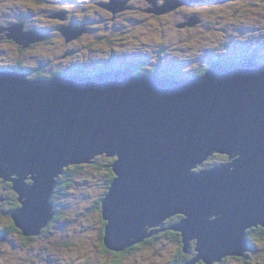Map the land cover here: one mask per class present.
Segmentation results:
<instances>
[{
	"label": "water",
	"instance_id": "obj_1",
	"mask_svg": "<svg viewBox=\"0 0 264 264\" xmlns=\"http://www.w3.org/2000/svg\"><path fill=\"white\" fill-rule=\"evenodd\" d=\"M118 1L108 9L122 11ZM168 1L150 12L193 0ZM5 30L19 45L38 39L22 24ZM213 153L238 157L193 171ZM97 156L114 158L101 208L108 251L142 243L176 215L182 219L171 230L184 250L197 241L187 264L242 256L245 230L264 227V66L215 64L200 79L181 81L124 70L31 81L0 70V179L18 195L11 219L21 234L47 225L64 170Z\"/></svg>",
	"mask_w": 264,
	"mask_h": 264
},
{
	"label": "rangeland",
	"instance_id": "obj_2",
	"mask_svg": "<svg viewBox=\"0 0 264 264\" xmlns=\"http://www.w3.org/2000/svg\"><path fill=\"white\" fill-rule=\"evenodd\" d=\"M100 1L101 0H46L42 3L43 5H39L38 2L36 3L34 0H0V35L3 34L4 37H9L10 33L5 30L7 27H10L7 26V24L11 21L16 22L15 24H17L19 23L18 20H20V18H22V23L23 20H25L27 23H34L36 26L44 25L45 28H48L47 26L52 24L65 26L63 27V30L58 32L59 35L57 36V40L59 43H55L58 47L57 51L54 49V46L44 44L41 48H36V50L28 49L23 51L21 59H19L24 65L32 67L40 66L39 63L41 62L48 64V68L43 71L44 73H49L50 68L55 69V66L59 62H63L64 65L73 62V60L69 59L70 57L65 55L63 56V54L69 50V46L63 45L61 40L69 41L67 39H70V41H72L81 35L83 36H81V44L94 48L106 47L105 37H109L111 40L110 44L112 45V51L107 48V53L104 56L97 55L98 57H96L94 55L91 56L85 48L82 55L80 50L83 48H81L80 45L78 46V43L71 45L70 49H76L77 52H79L78 56L80 59L86 60L88 59L86 57H91L97 62L102 61V63H106L110 60L106 64L111 67V65L124 64V62H126L124 60V56L129 53V56H133L134 60H142L143 57L150 66L158 64L159 62L156 61V59L159 58H156V56L160 57L164 62L161 70L164 73L162 77H167L166 74L171 73L179 74L180 71L184 70L186 64H182V68L180 70H175V63H178V61L174 60V57L182 59L181 54L176 52V48L180 45L175 44L174 42L170 45L169 42V44L166 43L165 48H163V46H159L157 49V44H153V42L155 39L159 40L160 38L155 36L150 30L146 31L140 27L132 26V23L128 26H124L123 28L116 29H108L106 27L109 25H105L101 28L99 27L96 32L92 31V33L88 34H79V32L77 33L74 29H64L69 28L68 26L71 25V22H74L75 20L77 21L78 18H80V20L87 19L90 22H93V19H99L95 4L103 3ZM121 1V3L118 1V4H122L119 7L123 8L126 5V1ZM166 1L167 0H158L160 5H165L167 3ZM186 2L188 1L186 0ZM170 3H176V0H172ZM60 4H63L64 7L66 4L69 7V15L73 16L75 20H73L65 12L63 13L61 11H57L54 16L48 15L50 11L45 10V5L52 8L54 6L57 7ZM188 5H190V9L186 8ZM149 6L150 5L146 0H135L134 9L121 16V21L125 23L132 22V20L134 21L138 18L143 19L146 22H151L155 28L159 30L162 29L163 32H167L168 37L173 36L170 35V30H172V34L176 36L181 35L184 37L191 34L193 38L188 42V46H190L193 51L196 50V47L205 45V43H208L209 46H216L219 43L224 44L226 41L230 40L231 35H236V38L238 37L235 42L242 43L237 46V50L239 52L254 46H258L264 51V0H219V3L218 0H214V2L213 0H193L188 2V4L184 3L175 7L171 11L158 14L161 16L157 19H153L151 15L143 17L145 14L140 13L143 8ZM125 8L127 7L125 6ZM103 9L105 10V13L100 12V14L104 16V18L101 19V23H96L92 26L98 27L101 24L103 25V23H108L107 20L110 16L109 14H116L115 12L113 13L109 10L107 6H104ZM177 11H179L180 14H177ZM210 12L212 14V18L215 20L201 23L203 17H207ZM51 16H53V20L50 19ZM216 16H218V18H216ZM220 17H223V20H216ZM84 22L89 23V25L91 24L86 20ZM84 22L81 23L80 21L79 24H83ZM237 29H239L238 35L237 33H234ZM147 32L148 34H146ZM35 35L38 39H35L32 43L43 40V37L39 36L38 33ZM39 38H42V40ZM96 39H104V42L102 44L98 43ZM8 40L10 39L6 38L0 41V61L2 63L9 61V57L18 54L15 52V46L18 47L19 44H17L16 41L12 40V42H9ZM184 45L185 44H182L181 46ZM193 51H189V53H193ZM40 52L41 54L38 55ZM54 53L55 59H58L59 57H61V59L51 63L50 59ZM259 63L264 64V56H261V62ZM99 65L100 64H98V66ZM144 67L147 69L150 68L147 66ZM181 80L189 79H180L179 81ZM222 156L223 155H218L217 158H223L225 160ZM213 158L208 159L202 165H198L195 169H193V171L195 172L213 167L216 163H218L216 161V157L214 159ZM113 160L114 158L97 156L96 159H92V164H84L86 166L81 173L74 174L70 177L71 185L65 190L63 196H58L57 204L62 205V208L61 210L59 208V210L53 211V216L49 222L53 221V217L58 211L61 213L66 212L71 215V206L74 209H77L79 206V209H81L82 205H85L84 210L78 211V213L82 214L77 222L79 225L78 229L81 230L78 243H76L75 247L68 250L60 247V238H62V236H58L55 232V228L64 224L63 221L49 227L52 232L51 236H40L41 231L46 227V225L40 230V233L35 236H24L23 234L20 235L18 233L11 235V233H7L10 232L6 228L7 225L11 224V221L17 229L11 219V214L16 211V209H11L8 213L9 217L5 214L3 215V213L7 212L10 207H12V205H10V202H6L8 199L7 196H5L6 192L4 191V183H7L8 181L0 179L2 181H0V208L6 207L3 213L0 214V264H170L177 252L176 243L171 241H166L169 246H166L164 249L160 248L158 243H155L152 246L146 245L145 249L140 251L123 254L122 258H119V260H116L113 255L115 254L114 252L107 250L109 253H100L98 239L102 222L99 220L97 215H95V217H91L90 219L89 217L93 215L91 209L93 208V202L96 196H99L100 192L103 191L102 186L104 184V180L102 179V176H104V173L107 172V164L113 163ZM96 163H98L99 166H97ZM222 163L225 162L223 161ZM28 178H30V176H28ZM29 185H32V182L29 183ZM82 196L85 198L83 199V204H81ZM93 196L94 200L91 201ZM210 219L213 218L211 217ZM24 237L27 242H24L23 244L24 240L21 238ZM254 238L256 240L260 239L258 236H255ZM258 241H255L256 245L259 244ZM196 243V240L190 241L188 244V250L194 252ZM245 244L247 252L249 244ZM244 254L245 253H243L242 256H244ZM246 254L250 255L249 252ZM238 258L236 256H227V262L224 264H264V259L262 260L261 256L254 254L249 257L244 256V258H240L241 260Z\"/></svg>",
	"mask_w": 264,
	"mask_h": 264
},
{
	"label": "flooded vegetation",
	"instance_id": "obj_3",
	"mask_svg": "<svg viewBox=\"0 0 264 264\" xmlns=\"http://www.w3.org/2000/svg\"><path fill=\"white\" fill-rule=\"evenodd\" d=\"M134 1L135 0H126L125 6L127 8H124V10H122L119 13H116L114 15L109 14L110 16L108 17V20H107L108 23L110 25H117L119 22H121V20H122L121 16H123L125 13L130 12L134 9ZM146 1L150 6L143 8L142 11L140 12V13L145 14V15H143V17H147L148 15H151V17L153 19H157L159 16H161V15H158L154 12H150V9L153 8L154 6H156V7L160 6V3L158 2V0H153L152 2L150 0H146ZM100 2H103V3H97L96 6H97V11H98L97 12L98 18L102 19V18H104V16L102 14H100V12L105 13V10L103 9V7L108 6V4L110 3V0H103V1L101 0ZM103 4H105V5H103ZM186 8L190 9V5H188ZM182 10H184V9H182ZM179 11H177L176 13L180 14ZM50 19L53 20L54 19L53 16H51ZM138 19H140V18H138ZM218 20H223V18H220ZM143 21L145 22L146 26L149 25V22H146L145 20H143ZM161 22H163V21H161ZM202 22L206 23V22H210V20L203 18V20H201V23ZM15 23L16 22L11 21L7 24V26H11ZM108 23H105V24H108ZM23 24H24L23 25L24 26V28H23L24 32L36 31L39 36L43 37V40L36 42V43L29 44L28 47H23L21 45H19L18 47L15 46V52L18 54L15 56L9 57L8 58L9 61L3 62L2 66H0V70L4 69L6 71L13 72V73L24 74L31 81L32 80H44V81L45 80H52V79H54L56 77H60V76H66V77L78 76V75H73V72H75L76 70H79V72H81L78 77H94V76H97L98 74H107V73H110L113 71H122L125 69L130 70L133 75L145 76L149 73L155 74V71L153 72V70H160L164 64L162 59L160 57L156 56V58H159V59H156V61H158L159 63L153 64L150 66L149 64H147V61L143 57H142V60L141 59L134 60V57L129 56V53L125 54V56H124V58H125L124 60L126 61V62H124V64L111 65V67H109L108 64H106L110 60H108L106 63H102V61L97 62L95 59H93L91 57H86V58H88L86 60L80 59L78 56L79 52H76V49L75 50L70 49V46L82 41L81 38L83 36L81 35L82 37L74 39L72 41L61 40L63 45L69 46V50L66 51L63 54V56L65 55V56L70 57L69 59L73 60L72 63L64 65L63 62H59L55 66V69H51V68L49 69V72L53 73L52 77H50V78L38 77L37 75H33V74L34 73L40 74L41 72H43L44 70H46L48 68L47 67L48 64H44L41 62V63H39L40 66H35V67L24 65L19 60V59H21L23 51H26L28 49H30V50L35 49L36 50V48H41L44 44L54 46V49L57 51L58 47L55 43H59L57 40V36L59 35L58 32H60V30H62L63 27H65V26L59 25V24H52V25H48L47 26L48 28H45L44 25L43 26H40V25L36 26L35 24H33L31 26L26 25L27 22H25V21H23ZM99 26H101V25H99ZM68 27L71 28V27H75V26L69 25ZM177 27H178V25H177ZM155 29L158 33V35H156V36L160 38L157 41H162V44H163L164 43L163 40L165 41V38L164 39L162 38L161 31L159 29H157V28H155ZM238 30L239 29L234 31V33H237V35H238ZM82 33L88 34L89 32H86L85 29H83ZM164 33L167 37V33L166 32H164ZM189 35H191V34H188L187 36L183 37L181 35L176 36L173 34L172 37H167L168 39L173 38L174 41H171L170 39L169 40L171 42H174L175 44L180 45L178 48H176V51L181 54L182 59L180 60V62L178 61V65L180 67H178L177 70H180L182 68L181 67L182 64H186V67L184 68V70L180 71V73H179L181 75V79H189V80L200 79L205 74V72H207L210 69V67L214 64H218V65H221L223 67H229L231 65H237V64L243 63L245 61H252V62L259 63V62H261V56H264V51L261 50L258 46L249 47V48H246L244 51L239 52L237 50L238 49L237 46H239L242 43L241 42H235L236 39L238 38V37L236 38V35H231L230 40L226 41V43H224V44L219 43L216 46H209L208 43H205L206 46L200 45V46L196 47L195 51H193V49H189L188 46H186V43H184L185 44L184 46H181L183 44V39H186L187 37L190 38ZM6 38L8 39L7 36L4 37L3 34L0 35V41L4 40ZM192 38H193V36H191V39ZM8 41L12 42V40H8ZM187 44H188V42H187ZM163 46L166 47L165 44ZM88 48L92 49V47H90V46H88ZM158 48H159V46L157 47V49ZM91 49H89V50H91ZM188 49H189V51H193V53H195V52H200V53H197L198 55H195V57L193 56V54H192V56L189 55L190 58H187L185 60V58H186L185 56L187 54H189ZM40 54H41V52L38 55H40ZM92 55L93 54H91V56ZM189 56H187V57H189ZM54 57H55V53L53 56H51V59H50L51 63L61 59V57H59L58 59H55ZM98 64H100V65L98 66ZM112 64H114V63H112ZM144 66H147L150 68L147 69ZM171 74H173V73H171ZM200 74H202V75H200ZM218 155L220 156L221 154H215L211 157L215 158ZM222 157H224L226 160H224L223 158L222 159L220 158L221 160L220 159L218 160L220 162V164H222L223 161L225 163L229 161V159H228V157H226V155H223ZM214 166H216V165H214Z\"/></svg>",
	"mask_w": 264,
	"mask_h": 264
},
{
	"label": "trees",
	"instance_id": "obj_4",
	"mask_svg": "<svg viewBox=\"0 0 264 264\" xmlns=\"http://www.w3.org/2000/svg\"><path fill=\"white\" fill-rule=\"evenodd\" d=\"M36 3L38 2V4L40 5H43L42 3H44L46 0H34ZM49 1V0H48ZM52 1V0H50ZM54 1V0H53ZM83 1V0H82ZM179 2L181 1H185V0H178ZM214 1V0H213ZM96 5V4H95ZM46 8L45 10L47 11H50V13L48 15H55V13H57V11H61V12H65L66 14H68V16H70L73 20L74 17L69 15L70 12L68 11L69 10V7L65 4V7L63 4H60L59 6L57 7H52L50 8L48 5H45ZM97 8V6H96ZM48 13V12H47ZM244 14V13H243ZM242 15V14H241ZM204 19H207V20H215L212 18V14L211 12L209 13V15L207 17H203ZM216 18H218V16H216ZM220 18H223V17H220ZM219 18V19H220ZM87 22H90L89 20L85 19ZM85 20H80V18L77 19V21L75 20L74 22H71V26H75V27H71L72 29H75V28H78V29H85L86 32H89V33H92V31H97V29L102 26H105V25H109L107 26L106 28L108 29H113V28H123L124 26H128L129 24L132 23V26L134 27H140L141 29H145L146 31L147 30H150L152 31V33L156 36L158 35L156 29L154 28L153 24L151 22H149V25L146 26L145 25V22L142 20V19H136V20H132V22H125L123 23L122 21L119 22L117 25H110L109 23L108 24H105L103 23V25L101 24V26H98V27H95V26H92L93 24H96V23H100L101 19H93V22H90L91 24V27L89 25V23H85L84 21ZM218 20V19H216ZM25 21V20H23ZM81 21L84 22L83 24H79V22ZM99 21V22H98ZM18 24H22V18H20V20H18ZM26 22V21H25ZM34 23H27L26 25H33ZM148 24V23H147ZM28 26V27H29ZM147 27V28H146ZM105 28V27H104ZM161 31V35H162V38L164 39L165 38V41L163 40V44H162V41H157L155 40L153 43L154 44H157V47L158 46H163L165 44L166 46V43L168 42L167 41V37L165 35V33L163 32V30H160ZM170 35H173L172 34V30H170ZM167 33V32H166ZM148 34V32L146 33ZM168 34V33H167ZM189 37H187L186 39H183V44L186 43V46H188L187 42H189L191 40V35H189ZM81 37V36H80ZM78 37V38H80ZM106 40V44L105 46L106 47H92L91 48H88L87 45H82L81 42H78V46L80 45L81 49L80 52L82 53L83 55V52L86 48V50L88 51V53L90 54H93L94 56L98 57L97 55H101V56H104L106 53H107V48H109L110 51H112V45L110 44L111 40L109 39V37H105ZM146 38V37H145ZM171 41H174L173 38H169ZM98 43H103L104 42V39H96ZM80 43V44H79ZM163 48H165L163 46ZM189 49H192L190 46H188ZM91 49V50H89ZM188 49V51H189ZM77 52V50H76ZM177 52V51H176ZM197 53H200V52H195V53H189L187 54L185 57V60L187 58H190L189 55L192 56H195V55H198ZM96 54V55H95ZM189 56V57H187ZM174 60H177L180 62V58L179 57H174ZM176 67H175V70L178 69V67H180L178 65V63H175ZM178 65V66H177ZM0 66H2V62L0 61ZM74 69V68H73ZM72 69V70H73ZM162 70V67L160 70H153V72L155 71V75L158 77V78H163L162 75H164V73L161 71ZM81 72H79V70H76L75 72H73V75H80ZM52 74L51 72L49 73H44V72H41L40 74H36L34 73L33 75H37L38 77H43V78H50L52 77ZM150 74V73H149ZM202 75V74H200ZM139 76V75H138ZM166 76L172 80H177L179 81L181 79V75L180 74H166ZM212 158V157H211ZM96 159V158H95ZM219 159L216 157V161L218 163H216V165H219L220 162L218 161ZM226 160V159H225ZM114 162V160H113ZM90 164V163H89ZM97 166H99L98 163H96ZM108 165V169H107V172L104 173V176H102L103 180H104V184H103V191L100 192V195L96 196L95 200H94V196L92 197L91 201L94 200L93 202V208L91 209L93 215L89 217V219L91 217H95V215H97L99 217V220H101L102 222V227H101V231L99 233V247H100V253H109L107 251V249L105 248L104 244H103V236H104V227H105V222L102 221V218H101V208H102V201L103 199L105 198L106 194H107V191L110 187V184L112 182V180L114 179V174L111 170V164H107ZM86 165H73V166H69L68 168H66L64 170V173L63 175H61L57 181H58V184L55 188V192L54 194L52 195L51 197V200H50V203L53 205V211H57L61 210L62 208V205H58L57 204V198L58 196L61 197L63 196V193L65 192V190L71 185V176L74 175V174H78V173H81L83 171V169L85 168ZM1 181V180H0ZM2 182V181H1ZM27 182V181H26ZM29 183V182H28ZM4 191L6 192V195L7 196V201L6 202H10V205H12V207H10V209L3 213L4 209L6 207H2L0 208V214L3 213V215H7V217H9L8 213L11 211V209H18L20 207V204H19V201H18V195L16 192H14V190L12 189L13 188V183L11 182H5L4 183ZM82 200H81V204H83V199L84 196L81 197ZM7 204V203H6ZM1 207V206H0ZM83 207V208H82ZM81 207V209H79L80 207L78 206L77 209H74L72 206L70 207V210H71V215L70 214H67L66 212L64 213H61L60 211H58L57 213H55L54 217H53V221L52 222H49L47 223L46 227L41 231L40 233V236H45V235H49L51 236L52 235V232L50 231V226L53 225V224H59L60 222H64V224L58 226L57 228H55V232L57 233V235L59 236H62V238H60L61 240V245L60 247H63L65 250H68V249H71L72 247H75L76 246V243H78V239H79V236H80V232L81 230L78 229L79 225L77 224L78 222V219L81 217L82 214L78 213V211H81V210H84L85 208V205L83 204ZM173 217L172 219L170 220H167L165 221L159 229H164L163 232H160L158 233L157 235H154L146 240H144L142 243L140 244H137L135 246H132L131 248L123 251V252H120V253H115L113 254L116 258V260H119V258H122V255L123 254H128V253H131V252H136V251H140L142 249H145V246L146 245H150L152 246L153 244L155 243H158L160 248L164 249L166 248V246H169V244L166 243V241H171V242H174L176 243V256L174 257V259L170 262V264H187L189 261H192V260H195L196 258V254L197 253H194L193 251L191 250H187L185 251L184 250V245H183V242H182V237H181V234L178 233V232H175L174 230H171V227L173 225H175L177 222L181 221L182 219V216H179V217ZM7 230H9L10 232H7V233H11L12 234H20L21 235V232H19L13 225L12 221H11V224L7 225ZM255 236H258L260 239H255L254 237ZM245 243H248L249 247L247 248V252H249L250 255H257V256H261L262 260L264 259V227L261 226V225H257L256 227L253 226L251 228H248L245 232ZM23 239V244L24 242H27V240H25L26 238H21ZM163 240V241H161ZM259 240V241H258ZM255 241H258V245H256V242ZM256 245V247H255ZM189 249V248H188ZM30 252H33V251H30ZM247 252H245L244 256H250L248 254H246ZM244 256L242 257H237L239 260H241L240 258H244ZM264 261V260H263ZM40 262V261H39ZM226 261V258L222 259L219 262H215V263H219V264H224ZM213 263V264H215ZM195 264H204L203 262L201 261H198L196 262Z\"/></svg>",
	"mask_w": 264,
	"mask_h": 264
},
{
	"label": "bare ground",
	"instance_id": "obj_5",
	"mask_svg": "<svg viewBox=\"0 0 264 264\" xmlns=\"http://www.w3.org/2000/svg\"><path fill=\"white\" fill-rule=\"evenodd\" d=\"M113 13L115 12V13H119V11L118 10H116V9H113V10H111ZM114 15V14H113ZM23 28H24V26H23ZM149 32V31H148ZM245 62H252V61H245ZM245 62H243V63H245ZM66 63V62H65ZM252 63H254V64H256V65H261V66H264V64H259V63H257V62H252ZM241 64V63H240ZM124 71H127V72H129L130 73V75L131 76H134V77H141V76H137V75H133L132 74V72L130 71V70H128V69H125ZM98 75H100V74H98ZM97 75V76H98ZM215 154H221V155H225V154H222V153H213L211 156H213V155H215ZM211 156H209L207 159H205L203 162H201L199 165H202L205 161H207ZM227 156V155H226ZM228 157V156H227ZM238 156H235V157H233V158H231V160H229V162H228V164L229 163H231L232 161H234L236 158H237ZM95 158H97V157H95ZM216 166H218V165H216ZM216 166H213V167H216ZM213 167H209V168H205V169H212ZM176 215H174V217H175ZM162 225V224H161ZM160 225V226H161ZM160 226H158V227H156V228H154V230H161V229H159L160 228ZM163 232V231H162ZM160 233V232H159ZM158 234V233H157ZM157 234H155V235H157ZM193 241H195V240H193ZM245 252H246V250H245ZM244 252V253H245Z\"/></svg>",
	"mask_w": 264,
	"mask_h": 264
},
{
	"label": "clouds",
	"instance_id": "obj_6",
	"mask_svg": "<svg viewBox=\"0 0 264 264\" xmlns=\"http://www.w3.org/2000/svg\"><path fill=\"white\" fill-rule=\"evenodd\" d=\"M157 7H160V6H157ZM167 41H168L167 43L169 44V42H170V45H171L172 42L168 38H167ZM150 74H154V73H150Z\"/></svg>",
	"mask_w": 264,
	"mask_h": 264
}]
</instances>
